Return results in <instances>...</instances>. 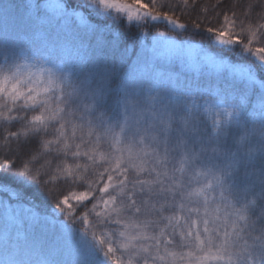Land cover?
Wrapping results in <instances>:
<instances>
[{
    "label": "snow or ice",
    "instance_id": "obj_1",
    "mask_svg": "<svg viewBox=\"0 0 264 264\" xmlns=\"http://www.w3.org/2000/svg\"><path fill=\"white\" fill-rule=\"evenodd\" d=\"M208 13L0 0V193L51 204L15 264H264V3Z\"/></svg>",
    "mask_w": 264,
    "mask_h": 264
},
{
    "label": "trees",
    "instance_id": "obj_2",
    "mask_svg": "<svg viewBox=\"0 0 264 264\" xmlns=\"http://www.w3.org/2000/svg\"><path fill=\"white\" fill-rule=\"evenodd\" d=\"M14 2L17 5H20L24 2V0H14ZM121 2L126 3H133V0H121ZM147 2V0H145ZM246 2V0H237L238 5H242ZM261 3H264V0H260ZM47 5L50 7V9L55 10L56 5L58 3V0H46ZM200 4H205L209 8L208 13V20L211 21L213 26H219L220 23H222V19L215 16V6L217 4V0H199ZM225 3H230V0H225ZM237 11H240V8H237ZM185 23L191 24L192 21L189 19L184 20ZM205 24H207V21H205ZM203 27V26H202ZM164 30V29H161ZM169 35L175 36L176 33L169 32ZM178 39L183 37H177ZM197 41H200V37H195ZM206 43V41H205ZM0 201L3 203H0V264H5V261L8 262V264H15V262H18L22 259H27L25 255H20L15 251H6L5 250V244H4V231H3V216L5 211L12 214L15 213L19 215L21 212L27 213V210L31 208L33 211L39 212L41 215L47 214L51 211V204L48 200L44 198V196L40 193H37L35 191H31L29 193L24 194V199L22 200H16L13 199L9 201L8 195L0 193ZM8 205L7 209L5 208V205Z\"/></svg>",
    "mask_w": 264,
    "mask_h": 264
}]
</instances>
